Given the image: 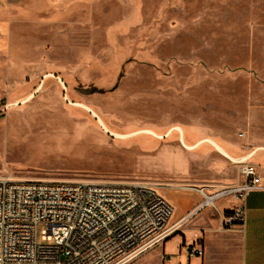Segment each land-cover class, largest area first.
<instances>
[{
	"label": "rangeland",
	"instance_id": "374dc122",
	"mask_svg": "<svg viewBox=\"0 0 264 264\" xmlns=\"http://www.w3.org/2000/svg\"><path fill=\"white\" fill-rule=\"evenodd\" d=\"M209 138L264 143V0H0V178L214 194L243 179Z\"/></svg>",
	"mask_w": 264,
	"mask_h": 264
},
{
	"label": "built area",
	"instance_id": "2783aa9c",
	"mask_svg": "<svg viewBox=\"0 0 264 264\" xmlns=\"http://www.w3.org/2000/svg\"><path fill=\"white\" fill-rule=\"evenodd\" d=\"M250 157L235 159L242 182L204 196L185 219L232 195L237 205L224 227L243 225L246 197L264 189L262 170ZM173 212L145 182L0 178V264H125L171 233ZM39 225L51 243L39 241ZM190 253L202 255L203 249Z\"/></svg>",
	"mask_w": 264,
	"mask_h": 264
},
{
	"label": "crops",
	"instance_id": "0c3cea01",
	"mask_svg": "<svg viewBox=\"0 0 264 264\" xmlns=\"http://www.w3.org/2000/svg\"><path fill=\"white\" fill-rule=\"evenodd\" d=\"M183 136L181 131L180 137ZM221 141L240 152L233 155L221 144L222 149L229 153L223 149L224 154H221L230 160L248 153H251V160L264 146V143L258 142L248 144L246 149L241 140L234 143L222 139ZM190 143L192 147L199 144ZM258 165L264 179V166ZM243 178L241 174V179ZM168 196L170 199H167L174 206L171 222L179 221V224L173 226L171 233L159 243L169 257V264H264V189L253 190L248 194L245 200V223L235 224L230 229L225 228L224 223L226 216L232 214L237 205V200L232 195L218 198L215 206L208 205L186 219L189 212L201 203L202 194L194 189L187 192L172 191ZM199 246L203 249L202 255L190 253L192 247Z\"/></svg>",
	"mask_w": 264,
	"mask_h": 264
},
{
	"label": "bare ground",
	"instance_id": "6f19581e",
	"mask_svg": "<svg viewBox=\"0 0 264 264\" xmlns=\"http://www.w3.org/2000/svg\"><path fill=\"white\" fill-rule=\"evenodd\" d=\"M88 109V108H87ZM89 110V109H88ZM89 111H91L92 113H94L92 110H89ZM94 115L96 116L97 114L96 113H94ZM98 116V115H97ZM98 118H99V116H98ZM99 121H100V118H99ZM101 124H103V123H101ZM103 126L108 130V128L103 124ZM181 131V130H180ZM182 139V138H181ZM211 143H213V145L215 146V148L220 152V153H222V154H224V152H223V149H222V147H221V145L216 141V140H214V139H212V138H209L208 139ZM226 154V153H225ZM245 156V155H244ZM230 157V156H229ZM243 157V156H242ZM231 158V157H230ZM234 160V159H233ZM235 161V160H234ZM192 189H195V190H197V191H199L200 193H202L204 196H208V195H210L211 193H208V192H206V191H204V189H202V188H196V187H192ZM204 192V193H203ZM208 200H210V198L208 197ZM171 224H172V226H174V225H176V224H179V221H178V223H172L171 222Z\"/></svg>",
	"mask_w": 264,
	"mask_h": 264
},
{
	"label": "water",
	"instance_id": "95a60500",
	"mask_svg": "<svg viewBox=\"0 0 264 264\" xmlns=\"http://www.w3.org/2000/svg\"><path fill=\"white\" fill-rule=\"evenodd\" d=\"M96 117L98 118V116L96 115ZM99 119V118H98Z\"/></svg>",
	"mask_w": 264,
	"mask_h": 264
}]
</instances>
